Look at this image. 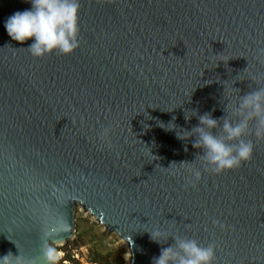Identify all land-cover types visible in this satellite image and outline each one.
Listing matches in <instances>:
<instances>
[{"label": "water", "instance_id": "water-1", "mask_svg": "<svg viewBox=\"0 0 264 264\" xmlns=\"http://www.w3.org/2000/svg\"><path fill=\"white\" fill-rule=\"evenodd\" d=\"M30 7L0 0V256L43 264L79 204L126 242L128 264L174 242L155 229L214 244L213 264H264V140L246 135L252 159L213 174L176 134L198 124L185 110L220 118L264 87V0H80L78 47L41 58L4 27Z\"/></svg>", "mask_w": 264, "mask_h": 264}, {"label": "clouds", "instance_id": "clouds-1", "mask_svg": "<svg viewBox=\"0 0 264 264\" xmlns=\"http://www.w3.org/2000/svg\"><path fill=\"white\" fill-rule=\"evenodd\" d=\"M31 5L29 9L16 11L6 18L4 27L12 41L24 45L34 58L57 52L59 54L72 53L79 44V9L80 0H26ZM235 88V87H234ZM226 85L224 84V92ZM231 105V111L226 109ZM226 115L214 118L211 112L198 114L196 109L185 110V120L193 116L198 124L191 130H185L187 135L177 131V137L185 140L195 137L192 146L201 150L203 168L213 174H221L226 170L236 169L252 159L255 145L252 140L244 137L253 134L256 139L264 140V87L239 95L233 103L227 101L224 108ZM191 113V114H190ZM175 117L167 125L161 124L166 130L176 129ZM255 122L254 132L250 125ZM219 130V134H217ZM110 129L105 128L102 138L107 140ZM187 150V148H185ZM193 186L201 178V171L197 168L189 169ZM223 227V225H221ZM151 241L161 244V240L173 243L161 247L160 254L154 256L152 264H213L215 260V245L202 246L194 238L170 235L169 231L155 229L147 231ZM62 254L57 247L47 243L41 248L40 257L43 264H57ZM0 264H40V259L27 260L19 254L9 250L0 256Z\"/></svg>", "mask_w": 264, "mask_h": 264}, {"label": "rangeland", "instance_id": "rangeland-1", "mask_svg": "<svg viewBox=\"0 0 264 264\" xmlns=\"http://www.w3.org/2000/svg\"><path fill=\"white\" fill-rule=\"evenodd\" d=\"M74 224V235L65 244H49L62 254L59 264H96L92 260L97 253L105 256L108 264H128L130 252L126 242L79 204L74 207Z\"/></svg>", "mask_w": 264, "mask_h": 264}, {"label": "trees", "instance_id": "trees-1", "mask_svg": "<svg viewBox=\"0 0 264 264\" xmlns=\"http://www.w3.org/2000/svg\"><path fill=\"white\" fill-rule=\"evenodd\" d=\"M92 263H96V264H108V262L106 261L105 256H103L100 253H97L95 255V258L92 260Z\"/></svg>", "mask_w": 264, "mask_h": 264}, {"label": "bare ground", "instance_id": "bare-ground-1", "mask_svg": "<svg viewBox=\"0 0 264 264\" xmlns=\"http://www.w3.org/2000/svg\"><path fill=\"white\" fill-rule=\"evenodd\" d=\"M60 253V252H59Z\"/></svg>", "mask_w": 264, "mask_h": 264}]
</instances>
